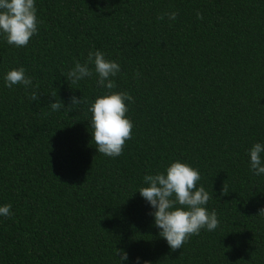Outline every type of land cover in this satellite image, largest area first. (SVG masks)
<instances>
[{"label":"trees","instance_id":"1","mask_svg":"<svg viewBox=\"0 0 264 264\" xmlns=\"http://www.w3.org/2000/svg\"><path fill=\"white\" fill-rule=\"evenodd\" d=\"M0 264H264V0H0Z\"/></svg>","mask_w":264,"mask_h":264}]
</instances>
